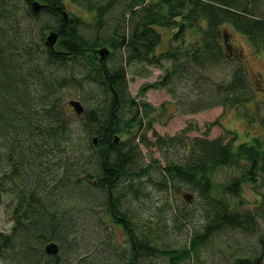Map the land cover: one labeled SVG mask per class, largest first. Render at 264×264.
Masks as SVG:
<instances>
[{"label": "trees", "instance_id": "obj_1", "mask_svg": "<svg viewBox=\"0 0 264 264\" xmlns=\"http://www.w3.org/2000/svg\"><path fill=\"white\" fill-rule=\"evenodd\" d=\"M33 1L0 0V202L7 191L13 219L11 230L0 229V255L14 264H161L162 257L181 264L226 227L253 232L257 218L264 214V197L243 206L242 191L244 184L258 187L264 180V116H258L262 126L252 139L237 144L238 134L228 128L226 134L233 135L229 140L226 135L187 136L183 142L187 157L168 159L163 175L155 176L156 159L141 163L139 147L140 142L149 143L150 125L143 126L138 113L151 105L144 100L135 103L127 74L139 60L162 66L171 60L164 66L163 79L149 86H162L184 70L193 76L190 63L204 68V78L211 77V68L222 58L241 60L234 30L264 53L262 0H37L42 4L39 11ZM69 3L85 12L70 9ZM116 9L120 13L113 15ZM158 27L172 30L169 47L160 53L156 52L162 41ZM50 29L60 33L53 48L44 41ZM100 45L109 48L102 59L98 49L103 46L95 49ZM115 50L121 52L118 59L109 60ZM76 63L83 67L78 75H70ZM60 64L68 65V70H55ZM46 67L52 73H46ZM88 77L95 84L82 96L92 98V103L84 105L80 125L94 150L74 153L70 140L75 119L68 117L58 91L72 80L82 83ZM248 80L243 63L233 67L230 80L214 84L216 103L245 106L254 95ZM157 139L159 146L183 140L178 135ZM225 166L237 174L216 182L215 172ZM146 182L167 190L171 184L178 191L186 186L199 193L203 224L189 230L181 245L166 243L163 235L168 231L169 208L175 205L171 200L161 205L157 219L146 220L134 211L131 202L145 193ZM234 196L239 200L232 201ZM104 214L124 234L115 251L92 248L91 223ZM189 217L191 213L174 218V226L187 228ZM107 228L96 240H106L104 232L109 240L113 238L114 230ZM51 241L58 242V254L45 252ZM259 242V253L239 252L232 264H264V234Z\"/></svg>", "mask_w": 264, "mask_h": 264}, {"label": "rangeland", "instance_id": "obj_2", "mask_svg": "<svg viewBox=\"0 0 264 264\" xmlns=\"http://www.w3.org/2000/svg\"><path fill=\"white\" fill-rule=\"evenodd\" d=\"M77 5V4H76ZM70 9L77 10V6L69 3ZM77 7V8H76ZM260 7L264 9V0H262ZM80 13L85 11L77 10ZM264 12V10H262ZM120 13V9H116L113 15ZM43 16V15H42ZM162 33V41L158 44L156 52L160 53L167 49L170 45V37L172 36V30L170 28L158 27ZM233 42L238 46L241 52V60L237 59V56H233L232 59L222 58L220 62L213 66L210 70L211 77L204 78V68L190 63L193 67V76H188V71L184 70L179 78L175 77L172 80L167 79L166 82L159 87L149 86L156 80L163 79L164 66L171 65V60L164 61V66L159 64H150L147 61H137L128 70V87L129 92L132 95H138L141 89H144V95L137 96L138 98H144L153 106H166L167 112L160 116L158 113L153 112L155 121L153 128L147 129V136L149 137V143L146 145L140 143L141 149V163L148 164L149 160L156 159L154 166L155 176H162V168L166 164V161L175 159L177 161L184 160L187 157L188 146L183 143L187 136L194 138L195 136L206 135L209 138H214L220 135H226V140L232 138V134H226V128L235 131L238 135L236 144L242 141L251 140L254 136V132L260 129L262 126L260 118L264 116V53L262 50L256 51L250 40L243 34L234 30ZM193 40L194 37L191 36ZM179 41H174L173 45H178ZM121 52L115 50L114 54L110 55L109 60L119 57ZM184 62L187 61L186 56L182 57ZM187 63V62H186ZM189 63V62H188ZM243 63L249 73L248 85L254 90L253 98H251L245 106H231L223 103H216L215 99L218 97L214 92V84L224 83L231 79L233 67ZM83 67L82 63L75 64L70 67V75L72 73L78 75L79 70ZM46 73L51 72L52 69L45 68ZM64 69L68 70V65L60 64L55 67V70L63 72ZM134 69V72H132ZM135 69H140L137 72ZM52 73V72H51ZM70 80V79H69ZM94 79L86 78L84 82L78 80H72L68 88H60L58 93L60 94V103L65 105L71 120V146L76 151L90 153L94 150L88 144V133L83 128L81 123V114L76 113L75 108L69 103L70 98H77L87 106V102L92 103L91 100L85 99L83 90L95 84ZM68 84V83H67ZM148 85V86H147ZM89 97V96H88ZM90 98V97H89ZM249 110L250 115L244 113L245 110ZM259 116V117H258ZM250 125L248 132L246 129ZM144 131L146 130L143 128ZM143 130L141 129L137 136H139ZM258 131H256L257 133ZM262 132V130H261ZM126 135V134H124ZM171 137L173 135L180 136L183 139L181 142H173L174 144L160 145L158 144V136ZM137 140V139H136ZM177 140V139H176ZM237 174L230 166L220 167L214 174L216 182L224 181L231 175ZM157 178V177H156ZM10 183V181H7ZM258 187H252L249 183L244 184L242 196L244 201L243 206H252L257 197H264V180ZM176 185L178 183L176 182ZM183 185H186L184 183ZM145 193L138 199L131 202L135 212L143 214L144 219H157L161 215V205H164L167 200H171L175 205L170 206L169 216L166 217V225H168L167 233L165 235V242L170 245H181L188 235V231L194 227L203 224L205 218V211L203 209L200 195L198 192H193L190 197V191L184 186L182 190L174 189V186L170 185V190L164 187H158L151 182L144 184ZM3 191L0 202V229L11 230L13 225V219L11 215L10 199L8 192ZM184 195L190 197L185 198ZM257 195V196H256ZM131 195H128V197ZM237 196L231 197L232 201L239 200ZM129 200V199H128ZM259 200V199H258ZM246 210V209H245ZM189 223L187 228L178 229L174 226V218L188 216ZM264 212V208L262 210ZM175 214V217H174ZM108 223L106 225V223ZM102 224L101 226L99 224ZM93 228L91 229V236L93 237L92 248L95 250L99 246L104 248L108 247L115 251V249L123 243L124 234L122 230L115 226L111 222L109 215H102L98 220L92 221ZM108 227L107 230H114V236L111 240L103 233L106 240H96L98 233H102L103 229ZM253 232H248L243 229L224 228L219 233H216L212 241H208L200 248L199 253L193 256L191 259L183 261L181 264H232L235 257L239 252H246V254H252L254 252H260V236L264 234V214L256 220V226ZM92 250V249H91ZM93 252V250H92ZM262 262L264 263V252L262 256ZM161 264H170L167 257L159 259ZM231 262V263H230ZM14 264L10 258L0 255V264Z\"/></svg>", "mask_w": 264, "mask_h": 264}, {"label": "water", "instance_id": "obj_3", "mask_svg": "<svg viewBox=\"0 0 264 264\" xmlns=\"http://www.w3.org/2000/svg\"><path fill=\"white\" fill-rule=\"evenodd\" d=\"M32 4L36 11L42 7V4L37 0L33 1ZM63 13H64V18L66 19L68 17V12L64 10ZM58 38H59V31L51 30L46 36V43L53 48L55 43L58 41ZM108 52H109V48L107 46H103L98 49V53L100 54L101 59L104 58L106 54H108ZM69 103L73 105L76 113L81 114L84 112L85 110L84 104L79 99H69ZM115 141L116 142L119 141V135L115 136ZM93 142L97 143V137L93 138ZM185 198L189 199L190 197H187V195H185ZM44 249L45 252L49 255H55L60 252V246L56 241H51L46 243Z\"/></svg>", "mask_w": 264, "mask_h": 264}, {"label": "flooded vegetation", "instance_id": "obj_4", "mask_svg": "<svg viewBox=\"0 0 264 264\" xmlns=\"http://www.w3.org/2000/svg\"><path fill=\"white\" fill-rule=\"evenodd\" d=\"M40 10V9H39ZM37 10V11H39ZM52 29H50L45 35H44V41L46 43V36L48 35V33L51 31ZM60 34V33H59ZM60 36V35H59ZM59 39V38H58ZM47 46H49L47 43H46ZM103 45H100V46H96L95 49L101 47ZM50 47V46H49ZM110 47V46H109ZM111 48V47H110ZM145 92V91H144ZM144 92H139L138 95H133L135 98V103H140L142 100L144 101H147L146 99L144 98H138L137 96H141V94L144 95ZM151 107H148V108H145V107H141L140 109V112L138 113V118L139 117H142L143 118V126H147L148 123L150 125L149 129L152 127L153 128V124H154V119L155 117L153 116V112H156L158 113L160 116L164 115L167 111V108L166 106L163 105V107L160 108V106H153L151 103H150ZM149 110L148 113H146V111ZM139 125V124H138ZM137 125V126H138ZM141 143V142H140Z\"/></svg>", "mask_w": 264, "mask_h": 264}]
</instances>
